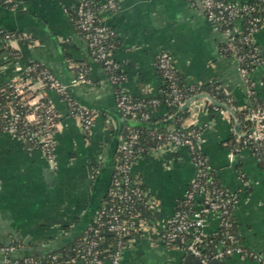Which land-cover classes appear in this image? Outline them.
<instances>
[{
	"label": "crops",
	"instance_id": "0c3cea01",
	"mask_svg": "<svg viewBox=\"0 0 264 264\" xmlns=\"http://www.w3.org/2000/svg\"><path fill=\"white\" fill-rule=\"evenodd\" d=\"M225 1L244 4L250 0ZM74 4L75 0H22L7 6L0 0V28L26 39H0V87L40 64L67 85L74 101L94 117L91 127L83 129L55 92L41 82L33 85L32 92L51 102L58 118L53 135V186L45 180L47 161L40 148L0 132V247L17 244L20 249L13 258L61 249L94 218L110 184L116 150L127 133L116 107V88L135 99L159 96L162 79L155 66L159 52L171 55L175 71L186 83H215L238 106L249 100L237 61L221 49L225 35L196 0H117L114 12L101 14L113 32L112 56L123 76L116 84L91 59L72 23L69 12ZM252 41L264 53V26L253 33ZM9 49L15 55L13 51L9 55ZM80 66L86 69V78L74 82ZM250 76L264 103V63L256 65ZM198 105L186 124L201 128L200 149L218 183L235 196L232 214L240 245L254 255L232 254L211 259L210 264H264V162L248 146L231 150L244 133L242 120L235 114L209 113L204 99ZM161 114L162 109L153 112ZM231 152L235 153L232 158ZM132 173L152 204L143 210L141 229L122 250L120 264H198L178 244L165 243L159 236L194 178L188 149L142 154ZM217 228V216L208 214L204 233L211 236ZM214 249L220 250L221 245Z\"/></svg>",
	"mask_w": 264,
	"mask_h": 264
},
{
	"label": "built area",
	"instance_id": "2783aa9c",
	"mask_svg": "<svg viewBox=\"0 0 264 264\" xmlns=\"http://www.w3.org/2000/svg\"><path fill=\"white\" fill-rule=\"evenodd\" d=\"M20 1L22 0H1V3L13 6ZM196 2L201 5L207 18L211 19L218 28L222 26L221 31L226 38L222 51L235 58L246 85L247 96L254 95L256 83L250 76L253 68L242 64L246 58L250 59V64H254V67L262 64L264 63V53H261L255 45L248 47V53L244 54L241 53V48L249 40L253 43L252 35L264 26V16H261L262 14L253 15L255 7L248 4H236L223 0H196ZM116 8L117 0H75V4L71 9L73 17H70L80 36L87 44L91 59L109 72L118 70L112 56L113 44H111V41L114 36L111 29L103 22L101 14L114 12ZM246 13H250V18L248 21L249 26L246 28L247 33H244L243 31L246 29H243L239 22L242 21ZM261 13H264V8ZM17 38L14 32H7L0 28V39L3 41L11 42ZM8 54L11 55L10 49ZM34 66L33 64L22 76L7 83L11 98L17 99V101L14 106L9 107L7 112H2L0 132L13 134L32 144L39 143V148L45 159L53 166V128L56 124L52 123V119L56 115V111L53 104L45 100L40 93L35 94L32 92L36 90L33 85L41 82L49 90L55 92L65 102L69 114L77 120L83 129L88 130L91 127L94 117L89 109L74 101L68 92L67 85L62 84L47 69L42 70L38 75H30L29 73L35 69ZM155 66L162 81L170 83V94L173 101L178 102L180 105L183 103L186 89L200 87L197 85L189 86L186 82L183 87L175 84L174 61L166 51H161L156 55ZM85 78V73L79 72L77 80H74V82L84 81ZM108 79L116 84L123 79V76L111 74ZM2 90L3 86L0 87V91ZM198 100L192 101L188 107L191 119L200 108ZM115 102L121 115L131 120L136 117L143 120L150 119L151 112L149 110L152 106L158 104L156 98L147 101L144 99L133 100L121 90L117 93ZM222 105L219 109L222 114H230L228 109L232 112L238 109L237 105L230 102V99ZM246 119L250 121L251 127L241 135V143L263 147L264 105L251 110ZM33 125H36L37 131L30 130L29 126ZM127 132L128 135L125 136L117 148L120 156L117 166L114 165L116 170L112 172L111 183L107 190L110 197L115 201H103L99 206L94 216L97 227L92 230L91 235H87L81 240L82 244L78 247L77 264H106V261L100 257L98 250V241L103 235V227L118 236L117 245L120 248L111 254L108 262L110 264H120L122 248L125 247L122 245L121 237L140 231L143 210L152 204V199L142 182L132 173V166L136 158L143 154L133 149V146L137 144L138 135L133 131ZM203 141L201 131H184L180 129L167 133L162 144L153 150L154 152L173 151L179 147H186L195 168L194 178L190 181V187L185 189L182 196L183 201L179 205L180 208L173 213L159 236L162 241L166 239L169 243L174 242L179 246L183 245L186 252L196 258L199 264H209L211 259H222L232 254L254 256L250 252L245 253L240 247L229 246L226 242H221V249H214L212 254L203 253L202 246L208 236L203 231L206 216L215 214L218 219V227L227 229L231 227L229 206L231 203H235L234 197H230L226 192L213 187L210 192L211 196L194 204V207L190 209L193 200L198 196L201 198L200 194L203 193L200 178L211 170L207 158L198 153ZM234 154V152H231L229 157L232 158ZM225 232L226 241L234 242L233 234L227 230ZM188 234L189 236H186ZM18 249L20 248H17V245L14 244L0 247V254L3 256L0 264L10 261L13 258L11 255ZM21 258L23 264H35L37 262L31 255H25ZM56 258V255L52 256V259Z\"/></svg>",
	"mask_w": 264,
	"mask_h": 264
},
{
	"label": "trees",
	"instance_id": "16d2710c",
	"mask_svg": "<svg viewBox=\"0 0 264 264\" xmlns=\"http://www.w3.org/2000/svg\"><path fill=\"white\" fill-rule=\"evenodd\" d=\"M225 1V0H223ZM244 4H248L250 6H254L255 7V11L253 13V15H259L262 14L261 16H264V13H261V11H263L264 8V0H250L247 3ZM7 6H10L9 4H4ZM70 17H73V13L72 11L69 12ZM249 18H250V13H246L244 14V18L241 21V25L243 29H246L249 26ZM219 29H222V26H219ZM10 32V31H7ZM244 33H247V29L243 31ZM17 37H20V39L26 40L24 38V36L17 34ZM112 40V39H111ZM111 44H114V41H111ZM254 46V44L249 40V42H247V44H243L242 48H241V53H248L247 48ZM224 46H222V50H223ZM13 51V50H12ZM12 51H11V55H12ZM13 54L15 55V52L13 51ZM227 54V53H225ZM34 71H31L29 74L30 75H38L42 70H45L44 67H42L40 64H34ZM243 66H247L249 68H254V64H250V59L246 58L245 62L242 64ZM102 67V65H100ZM103 68V67H102ZM79 72H86V69L84 68V66H80L78 67ZM104 69V68H103ZM78 72V73H79ZM107 77H109L111 74L113 75H122L121 72L119 70H114V71H106ZM86 77V76H85ZM174 82L177 86L183 87L185 80L184 78L177 73L176 71L174 72ZM170 83L167 81H162V85L160 87V95L155 97L158 100V104H156L155 106H152L151 110H149L151 112V118L148 120H143L140 119L139 117H136L134 119V121L138 122L137 125L128 127L127 126V131H133L136 132L138 135V140H137V144H135L133 146L134 151H138L141 152L143 154H147L152 152L155 148H157L160 144H162L163 140H164V136L172 131L175 130H180L183 129L184 131L186 130H191V131H201V128L198 127L197 125H192L189 124L187 125L186 123L188 122V118L190 117L189 114V109H187L186 111H184L182 113V115H180L178 118H176L171 124L163 126L159 129L154 128V124L160 122L163 119H166L174 114H176L179 110L180 104L178 102H174L172 99V95L170 94ZM189 86H195V84H189ZM200 87L198 88H188L184 91V98H183V102L193 96L194 94L200 93V92H204L206 94H208L209 96H211L217 103L219 104H223L225 103L227 100L230 99L231 103H234L235 105H237L233 99L231 98L230 95L224 94L223 92L219 91L217 89V84L215 83H211V84H206V85H199ZM120 91L119 87L117 86L116 88V95L117 93ZM132 98V97H131ZM133 100H140V99H135L132 98ZM151 98H146L144 100H149ZM47 100V99H45ZM17 99H13L10 96V89L8 87V85L6 84L5 86H3V90L0 91V119L2 118V112H7V110L9 109V107L12 105L14 106V103H16ZM48 101V100H47ZM207 104V108H208V112L209 113H216L217 111H219L220 109V105H216V104H212L210 102H206ZM264 105V103L262 101L259 100L256 92L254 95H251L249 97L248 102L245 105L242 106H238L235 111H233V113L235 114V116L237 117V119H240L243 121L242 123V127L243 130L247 131L250 129L251 127V123L248 119H246L248 113L251 110L256 109L258 106H262ZM162 109L164 111V114H161L160 116H154L153 112L156 110H160ZM58 118H57V114L53 117L52 119V123L56 124ZM1 123V122H0ZM30 130H38V128L36 127V125L33 126H29ZM55 130V127L53 128ZM186 129V130H185ZM128 135V132L125 134V136ZM32 144V143H31ZM237 144V145H236ZM36 147H39L40 144L39 143H35L32 144ZM238 146V147H237ZM248 146L250 148L253 149L254 153L257 156V159L260 162H264V146L263 147H257L254 146L253 144H242L241 140L239 139L238 143H235L232 147L231 150L232 151H236V148H241V147H245ZM198 153L202 156L205 157L204 153L201 151V149L198 150ZM119 152L116 150L115 153V166H117L118 164V158H119ZM114 171L116 170L113 169ZM113 171V172H114ZM113 174V173H112ZM112 174H111V179H112ZM111 179H110V183H111ZM200 184L202 186V190L203 193L200 194L201 198H199L200 196L196 197L195 200H193V202L191 203L192 206H190V209L192 207H194V204L198 203V202H202L205 198H208L209 196H211V191L213 190V187L218 188V190H222L224 192H226L230 197H234L235 196L232 195L231 193H229L225 188H223L218 181L216 180L215 174L211 168V170L207 171L205 173V175L203 177L200 178ZM110 185V184H109ZM190 187V182L187 184L186 188ZM103 201L106 202H111V201H115V199H113L112 197H110L108 191L106 192ZM102 201V202H103ZM183 201V197L179 198L177 201V205H176V209L180 208V204ZM234 205V202L230 204L229 206V212H230V221H231V227L229 228H217L216 232L211 235V236H207L205 238V242L202 246L203 248V253L205 254H212L215 248L216 244H222L221 242H226L227 245L232 246V247H240L243 249V251L245 253H248L247 250H245L241 245H240V236L238 233V229H237V225L234 219V216L232 214V207ZM174 211V212H175ZM97 225L94 221V218L90 221V223L87 225V227L85 228V230L83 231V233L81 235H79L78 237H76L71 243H69L67 246L43 254V255H34L32 256L37 262L35 264H77V254H78V250H79V245L82 244V239L87 236V235H91L93 233V229L96 228ZM102 232L103 235L102 237L99 239L98 243V250L100 252V257L105 260L106 262H108L109 257L111 256V254H113L115 251H117L118 249V245H117V241H118V236L114 233V232H110L107 231L105 229V227L102 228ZM229 231V233L233 234L234 237V242H227L226 241V232L225 231ZM139 232H134V233H130L127 234L123 237H121L123 243V246H127L128 245V240L133 236L138 234ZM186 236H189L186 235ZM163 242L165 243H169L166 241V239L163 240ZM14 244V243H13ZM169 244H175L174 242H170ZM17 245V244H14ZM124 247V248H125ZM181 248L184 249V251L186 252L184 246L180 245ZM122 248V249H124ZM187 253V252H186ZM56 255L57 258L56 259H52V256ZM192 256V255H191ZM199 264V262H197ZM5 264H23V259L22 258H12L10 261L6 262ZM210 264V263H209Z\"/></svg>",
	"mask_w": 264,
	"mask_h": 264
},
{
	"label": "water",
	"instance_id": "95a60500",
	"mask_svg": "<svg viewBox=\"0 0 264 264\" xmlns=\"http://www.w3.org/2000/svg\"><path fill=\"white\" fill-rule=\"evenodd\" d=\"M198 99H204L206 101H209L210 103L212 104H216V105H220V106H223L219 103H217L211 96H209L208 94L204 93V92H200L198 94H195L189 98H187L179 107V110L176 114L164 119V120H161L160 122H158L157 124H154V128L156 129H159L163 126H166V125H169L171 124L176 118H178L180 115H182V113L184 111H186L189 107V105L191 104L192 101L194 100H198ZM225 107V106H224ZM228 112L231 114V115H234V113L228 109ZM119 116L121 118V122L123 125L125 126H128V127H131V126H134V125H137L138 122L134 121V120H131V119H127L125 117H123L121 115V113H119ZM236 129H237V126H236ZM47 161V160H46ZM45 180L47 182L48 185H51L53 186L55 181H56V177H55V169L54 167L49 164V162L47 161V171L45 173Z\"/></svg>",
	"mask_w": 264,
	"mask_h": 264
}]
</instances>
